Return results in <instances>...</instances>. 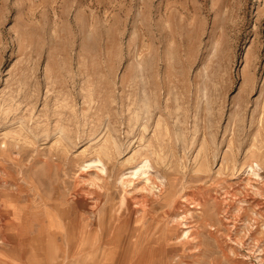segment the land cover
Segmentation results:
<instances>
[{"label": "rangeland", "instance_id": "374dc122", "mask_svg": "<svg viewBox=\"0 0 264 264\" xmlns=\"http://www.w3.org/2000/svg\"><path fill=\"white\" fill-rule=\"evenodd\" d=\"M60 259L264 264V0H0V264Z\"/></svg>", "mask_w": 264, "mask_h": 264}, {"label": "crops", "instance_id": "0c3cea01", "mask_svg": "<svg viewBox=\"0 0 264 264\" xmlns=\"http://www.w3.org/2000/svg\"><path fill=\"white\" fill-rule=\"evenodd\" d=\"M25 262H27V261H25ZM16 264H19V263H17V262H15ZM46 264H82V263H68V262H66V261H62V259H60V261H58V263L56 262V263H49V262H45ZM12 264H14L13 262H12ZM23 264H28V263H23ZM88 264H104V263H99V262H96V263H88ZM105 264H108V263H105ZM109 264H111V263H109Z\"/></svg>", "mask_w": 264, "mask_h": 264}]
</instances>
